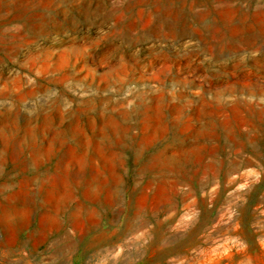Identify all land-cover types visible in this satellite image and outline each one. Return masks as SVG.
Returning <instances> with one entry per match:
<instances>
[{
  "label": "rangeland",
  "instance_id": "1",
  "mask_svg": "<svg viewBox=\"0 0 264 264\" xmlns=\"http://www.w3.org/2000/svg\"><path fill=\"white\" fill-rule=\"evenodd\" d=\"M14 1L35 13L0 23V264H264V0L231 28L185 0L186 31L163 0ZM211 140L215 167L158 175Z\"/></svg>",
  "mask_w": 264,
  "mask_h": 264
},
{
  "label": "bare ground",
  "instance_id": "2",
  "mask_svg": "<svg viewBox=\"0 0 264 264\" xmlns=\"http://www.w3.org/2000/svg\"><path fill=\"white\" fill-rule=\"evenodd\" d=\"M127 1H129L130 2V0H127ZM135 1V0H134ZM159 1V0H158ZM177 1V0H176ZM208 1H211V0H208ZM220 2H223L224 3V10H222V12H223V14L221 15V16H223L224 14H226L227 15V13L228 12H230V13H234L235 14V12L236 13H242V14H246L245 13V9H243V7L242 6H239V7H237V8H235L234 9V7H233V2L235 1V0H219ZM241 1V0H240ZM243 1V0H242ZM252 1V3L253 2H256V5L258 4V2H259V0H251ZM206 2H207V0H206ZM248 2H250V0L248 1ZM98 3V2H97ZM139 3V2H138ZM187 3V2H186ZM186 3H185V0H178V2H177V4L175 3V1L174 0H163V3L162 4H159V6L160 7H158L159 8V12L160 13H162V15L165 17V18H172L173 19V21H175V20H178V21H181V27H182V29H185V28H187V24L185 25V23H186V19H187V13H186V11H185V6H186ZM212 3V2H211ZM235 3V2H234ZM13 4H16V2L14 1V0H0V23H2V21L3 22H5V20L6 21H8V20H12V19H22V18H25L26 16H30V15H28V13H29V11H32V14H34L35 13V8L34 7H25V8H20V7H17V9H18V11L15 13V15L13 16L12 15V12H14V7H13ZM18 4V3H17ZM106 3H104V5H105ZM189 4V3H188ZM255 4V3H254ZM97 5V4H96ZM100 5V4H99ZM138 5V4H137ZM214 5V4H213ZM256 5H255V8H254V13L256 14L258 11H257V7H256ZM16 6V5H15ZM32 6V5H31ZM144 6V5H143ZM98 7H100V6H98ZM104 7V6H103ZM106 7V6H105ZM193 7L195 8V7H197V6H195V3L194 2H190V4H189V9L188 10H192L193 9ZM211 8V7H210ZM251 8H252V4H251ZM212 10V9H211ZM100 11H101V9H100ZM106 11V10H105ZM218 11V10H217ZM207 12H209V11H207ZM108 14V13H107ZM189 14V13H188ZM211 14V13H210ZM217 14V13H216ZM220 14V13H219ZM161 15V14H160ZM106 16H108V15H106ZM156 16V15H155ZM172 16V17H171ZM195 16V15H194ZM220 16V15H219ZM257 16H258V14H257ZM260 16V15H259ZM188 17H189V15H188ZM197 18V17H196ZM222 18V17H221ZM26 19V18H25ZM247 19V18H246ZM199 20H201V19H199ZM224 21H225V25H228L229 26V28H231L230 26H232V23H233V16H228L227 15V18H225L224 19ZM168 22V21H167ZM170 22V21H169ZM56 23V22H55ZM240 24H242V23H240ZM57 26H59V25H57ZM169 28V30H173V29H175L174 28V25H173V23L171 22L170 24H169V26H168ZM180 27V28H181ZM250 27V26H249ZM58 28V27H57ZM45 29V28H44ZM254 29V28H253ZM4 33H6L7 35L8 34H10L9 32H10V29L7 27L6 29L4 28ZM185 31H186V29H185ZM249 31V30H248ZM250 31H252V29L250 30ZM180 32H181V30H180ZM2 34V33H1ZM6 36V35H5ZM249 40H251V38H249ZM262 40V39H261ZM264 41V40H263ZM263 43V42H262ZM262 43H261V45H262ZM259 47V46H258ZM261 47V46H260ZM253 48H254V46H253ZM262 48H264V47H262ZM262 48H260V49H262ZM262 114V113H261ZM256 117V116H255ZM248 120V119H247ZM224 121H226V120H224ZM246 122V121H245ZM175 124H176V122H175ZM237 124V123H236ZM248 124V123H247ZM243 125V124H242ZM212 126V125H211ZM234 127H236V126H234ZM218 130V129H217ZM223 132V131H222ZM207 133V132H206ZM219 133V132H218ZM238 133V132H237ZM205 134V133H204ZM209 134V133H208ZM207 134V135H208ZM240 134V133H239ZM201 135V134H200ZM223 135V134H222ZM202 136H203V134H202ZM209 136V135H208ZM221 136V135H220ZM231 136V135H230ZM241 137V136H240ZM187 138V137H186ZM225 138L227 139V140H229V139H232L231 137H229V136H225ZM188 139V138H187ZM192 139V138H191ZM194 139V138H193ZM211 139H213V137H211ZM196 140V139H195ZM199 140V139H198ZM221 140V139H220ZM223 140V139H222ZM225 140V139H224ZM227 140H226V142H227ZM194 141V140H193ZM203 141V140H202ZM201 141V142H202ZM234 141V140H233ZM250 141V140H249ZM147 142V141H146ZM197 142V141H196ZM209 143H210V146H208V145H200V144H198V143H193V142H183L182 143V145L181 146H179L180 147V149H183V151H185V153L187 152V153H189V154H191V155H195V159H191V158H189V156H188V158L186 159V162L184 163V164H175L174 165V163H173V165H171L170 163H168L167 162V160H166V157L169 155V153L170 152H172V151H176L178 148H176V147H174V146H169V147H167V148H165L164 150H162L161 152H160V156H161V158L163 157L164 159H163V164H162V166L160 167V170H163L164 172L163 173H159L158 175H160V176H169V175H171V176H173V175H181L182 177H184L185 179H187V176H189L188 175V172H187V170H186V167H192V168H194V167H196V166H198L197 164H199L200 163V160H202L203 159V152H207L208 153V155L212 158V160H213V162L212 163H210V164H208V165H203L205 168H211V167H215L217 164H218V162H217V160H216V149H215V146H214V144H213V142H212V140L211 141H208ZM215 142V141H214ZM221 142V141H220ZM234 143V142H233ZM118 144V143H117ZM226 144H228V142L226 143ZM148 145V144H147ZM219 145V144H218ZM221 145H223V144H221ZM244 146V143H242V142H236L235 144H234V147H235V149H236V152L238 151L239 152V150L242 148ZM222 147V146H221ZM227 148V147H226ZM179 151V150H178ZM225 151H227V150H225ZM230 150H228V152H229ZM181 152V151H180ZM175 152H173L172 154H174ZM171 154V155H172ZM178 154V153H177ZM184 154V153H183ZM175 155V154H174ZM227 156H229V155H227ZM220 157V156H219ZM230 157V156H229ZM214 158V159H213ZM207 159H208V157H207ZM228 160V159H227ZM241 160H244V159H241ZM182 161V160H181ZM246 161V160H245ZM238 162H240V161H238ZM243 162V161H242ZM151 163V162H150ZM205 163V162H204ZM235 163V162H234ZM244 163H246V162H244ZM217 169V168H216ZM231 170V169H230ZM138 172V171H137ZM199 172V171H198ZM212 172V171H211ZM215 172H217V171H215ZM148 173H149V171H148ZM226 173V172H225ZM228 173V172H227ZM93 174H95V173H93ZM113 174V173H112ZM144 174V173H143ZM115 175V174H114ZM157 175V174H156ZM155 176V175H154ZM189 178V177H188ZM98 179V178H97ZM101 179V178H100ZM197 179V178H196ZM208 179V178H207ZM205 180V181H207L208 182V180ZM102 180V179H101ZM198 180V179H197ZM90 181V180H89ZM103 182H104V180H102ZM101 181V182H102ZM159 181V180H158ZM182 181V180H181ZM95 182V181H94ZM165 182V181H164ZM168 182V181H167ZM200 182V181H199ZM202 182V181H201ZM162 183V182H161ZM166 183V182H165ZM206 183V182H205ZM116 184V183H115ZM114 184V185H115ZM167 184V183H166ZM181 184V183H180ZM196 184V183H195ZM194 184V185H195ZM198 184V183H197ZM197 184H196V187H197ZM201 184V183H200ZM204 184V183H203ZM178 186V185H177ZM202 186V185H201ZM109 187V186H108ZM107 187V188H108ZM111 187V186H110ZM175 187V186H174ZM205 188V186H202L201 187V189L202 188ZM170 188V187H169ZM171 188H173V187H171ZM176 188V187H175ZM184 188V187H183ZM106 189V188H105ZM112 189H113V187H112ZM163 189H166V188H163ZM179 189V188H178ZM108 191H109V189H107ZM181 190V189H180ZM99 191H101V190H99ZM103 191V190H102ZM160 191V190H159ZM185 191V190H184ZM113 192V191H112ZM163 192H165V191H163ZM107 193V192H106ZM178 193V192H177ZM176 193V194H177ZM185 193H187V191L185 192ZM87 194V193H86ZM109 194V193H108ZM144 194V193H143ZM175 194V193H174ZM90 195V194H89ZM92 195V194H91ZM182 195H183V192H182ZM184 195H186V194H184ZM95 196V195H94ZM167 196V195H166ZM178 196V195H177ZM145 197V196H144ZM156 198H158V197H156ZM173 198V197H172ZM182 199V198H181ZM185 199V198H184ZM191 199V198H190ZM115 200V199H114ZM143 200V199H142ZM173 200V199H172ZM186 200V199H185ZM144 201V200H143ZM188 201V200H187ZM156 202V201H155ZM177 202V201H176ZM157 203V202H156ZM173 202H171L170 204L171 205H173L172 204ZM186 203V202H185ZM189 203V202H188ZM187 203V204H188ZM194 203V202H193ZM169 204V205H170ZM177 204V203H176ZM182 204H184V203H182ZM191 204H192V199H191ZM167 205V204H166ZM152 206V205H151ZM160 206V205H159ZM176 206V205H175ZM179 206V205H178ZM185 207H186V205H184ZM189 206V205H188ZM194 206V205H193ZM151 208V207H150ZM173 208H174V206H173ZM177 208V207H176ZM179 208V207H178ZM182 208H184V207H182ZM189 208V207H188ZM175 209V208H174ZM186 209V208H185ZM143 211H144V209H142ZM150 210V209H149ZM135 211V210H134ZM143 211H140L141 213L143 212ZM156 211V210H155ZM154 211V212H155ZM160 211H161V209H160ZM169 211H170V209H169ZM159 212V211H158ZM177 212V211H176ZM185 212V211H184ZM171 213H174V212H170V214ZM145 214H146V212H145ZM155 214V213H154ZM166 214V213H165ZM169 214V216H171ZM141 215V214H140ZM155 216H158V215H155ZM142 217V216H141ZM144 217V216H143ZM137 218H138V215H137ZM136 219V218H135ZM134 219V220H135ZM142 218H140V220H141ZM171 219V218H170ZM182 221V220H181ZM157 222V221H156ZM160 222V221H159ZM185 222V221H184ZM140 223V226H141V221L139 222ZM144 223H146V220H145V222L143 221V224ZM143 226V225H142Z\"/></svg>",
  "mask_w": 264,
  "mask_h": 264
},
{
  "label": "crops",
  "instance_id": "3",
  "mask_svg": "<svg viewBox=\"0 0 264 264\" xmlns=\"http://www.w3.org/2000/svg\"><path fill=\"white\" fill-rule=\"evenodd\" d=\"M24 225V224H23ZM17 229V228H16Z\"/></svg>",
  "mask_w": 264,
  "mask_h": 264
}]
</instances>
